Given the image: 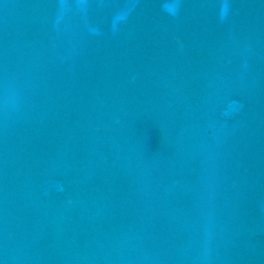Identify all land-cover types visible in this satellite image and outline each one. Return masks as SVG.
Segmentation results:
<instances>
[{
  "label": "water",
  "instance_id": "obj_1",
  "mask_svg": "<svg viewBox=\"0 0 264 264\" xmlns=\"http://www.w3.org/2000/svg\"><path fill=\"white\" fill-rule=\"evenodd\" d=\"M0 264H264V0H0Z\"/></svg>",
  "mask_w": 264,
  "mask_h": 264
}]
</instances>
